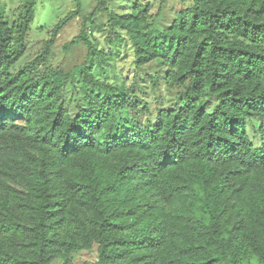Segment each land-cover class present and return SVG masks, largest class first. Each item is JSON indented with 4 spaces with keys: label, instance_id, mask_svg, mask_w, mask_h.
Segmentation results:
<instances>
[{
    "label": "trees",
    "instance_id": "obj_1",
    "mask_svg": "<svg viewBox=\"0 0 264 264\" xmlns=\"http://www.w3.org/2000/svg\"><path fill=\"white\" fill-rule=\"evenodd\" d=\"M36 1L21 0L13 22L0 6V264H51L93 246L95 264H264V138L256 147L247 130L264 121V0H192L162 29L163 0L153 15L147 2L117 14L96 0L62 44L86 49L66 72L36 70L79 0L18 64ZM101 9L135 67L157 60L184 85L152 123L123 118L138 101L91 69L105 59L88 32ZM74 75L85 87L72 115Z\"/></svg>",
    "mask_w": 264,
    "mask_h": 264
},
{
    "label": "rangeland",
    "instance_id": "obj_2",
    "mask_svg": "<svg viewBox=\"0 0 264 264\" xmlns=\"http://www.w3.org/2000/svg\"><path fill=\"white\" fill-rule=\"evenodd\" d=\"M161 0H112L107 1V8L110 12L122 14L129 12L137 4L148 3V14L153 15ZM79 16L73 18L58 34L55 44L52 46L46 61L36 70H59L66 72L75 64L84 60L86 49L78 43L68 51H63L62 44L76 35L80 28L82 17L89 14L96 5V0H79ZM192 4V0H163L160 18L154 22L158 29L167 27L174 17L182 10ZM0 6L4 8L6 19L13 22L17 19L21 10V0H0ZM75 8V0H37L34 7V17L30 24L26 38V53L18 64L31 60L38 51L41 41L45 39L53 24ZM94 27H89L88 32L92 38L96 39L97 48L104 51L105 59H93L92 71L99 77L106 78L109 82L122 86L127 90V94L133 100H137L139 107L135 110L124 109L122 116L130 119L137 116L138 122L144 124L152 123L155 120L157 110L167 108L182 99L181 91L183 84L170 85L165 75L167 66L162 65L157 60H151L143 64L140 68L135 67L133 49L127 36L121 29L118 33L122 38L115 39V35L109 33L107 22V11L99 10L94 16ZM85 84L81 83L78 75L70 78L65 85L64 94L67 100L70 114L76 113L77 105L83 103L81 91ZM130 89L134 91L132 96ZM146 110L139 112L140 107ZM248 134L252 143L259 147L264 138V121L252 118L247 123ZM18 186L17 183H10ZM96 246L90 250H79L68 253L67 260L56 258L51 264H95ZM241 264H258L255 257H250Z\"/></svg>",
    "mask_w": 264,
    "mask_h": 264
}]
</instances>
